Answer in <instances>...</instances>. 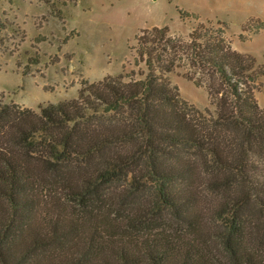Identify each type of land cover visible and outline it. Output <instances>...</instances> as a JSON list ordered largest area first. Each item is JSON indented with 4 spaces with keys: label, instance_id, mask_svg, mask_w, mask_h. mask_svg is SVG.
<instances>
[{
    "label": "trees",
    "instance_id": "16d2710c",
    "mask_svg": "<svg viewBox=\"0 0 264 264\" xmlns=\"http://www.w3.org/2000/svg\"><path fill=\"white\" fill-rule=\"evenodd\" d=\"M227 29H144L136 72L37 111L0 101V264H264V63Z\"/></svg>",
    "mask_w": 264,
    "mask_h": 264
},
{
    "label": "rangeland",
    "instance_id": "374dc122",
    "mask_svg": "<svg viewBox=\"0 0 264 264\" xmlns=\"http://www.w3.org/2000/svg\"><path fill=\"white\" fill-rule=\"evenodd\" d=\"M205 21L226 22L231 48L264 63V0H0V101L37 111L74 99L84 82L138 70L131 48L142 30L187 39ZM183 72L168 75L179 97L213 112ZM253 95L264 108V76Z\"/></svg>",
    "mask_w": 264,
    "mask_h": 264
}]
</instances>
